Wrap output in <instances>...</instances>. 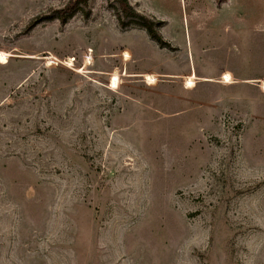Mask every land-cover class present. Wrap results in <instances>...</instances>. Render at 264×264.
<instances>
[{
    "label": "rangeland",
    "instance_id": "374dc122",
    "mask_svg": "<svg viewBox=\"0 0 264 264\" xmlns=\"http://www.w3.org/2000/svg\"><path fill=\"white\" fill-rule=\"evenodd\" d=\"M70 1L0 0V264H264V0Z\"/></svg>",
    "mask_w": 264,
    "mask_h": 264
},
{
    "label": "trees",
    "instance_id": "16d2710c",
    "mask_svg": "<svg viewBox=\"0 0 264 264\" xmlns=\"http://www.w3.org/2000/svg\"><path fill=\"white\" fill-rule=\"evenodd\" d=\"M88 0H71L69 4L61 10H58L56 13L57 19L60 21L62 25H65L69 19V17L72 16L73 12L79 5H87ZM119 8L122 13V15L126 17H133L135 18V21L138 22L139 25L144 27L147 31L150 37L158 42L160 45L165 46L166 43L162 41L160 35L156 31V28L160 27V23H153L150 21L149 18H147L144 15H141L137 12H135L128 4L127 0H118ZM121 18V16H120ZM155 27V28H154Z\"/></svg>",
    "mask_w": 264,
    "mask_h": 264
}]
</instances>
